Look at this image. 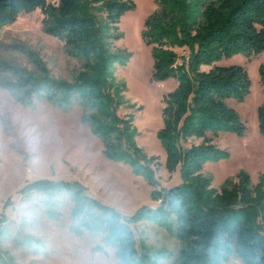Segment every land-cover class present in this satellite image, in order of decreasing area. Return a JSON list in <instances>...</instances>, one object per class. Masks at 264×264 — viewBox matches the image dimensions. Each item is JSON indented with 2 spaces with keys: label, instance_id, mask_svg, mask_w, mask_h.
<instances>
[{
  "label": "trees",
  "instance_id": "obj_1",
  "mask_svg": "<svg viewBox=\"0 0 264 264\" xmlns=\"http://www.w3.org/2000/svg\"><path fill=\"white\" fill-rule=\"evenodd\" d=\"M156 4L141 35L154 61L151 80L177 82L163 95L162 126L156 133L166 152L165 164L140 146L136 113H120L123 108H143L128 101L127 84L118 78V69L133 56L117 43L125 36L122 17L136 9L134 0H0V32L21 14L40 9L44 31L61 40L70 56L83 60L70 81L55 79L34 52L18 45L43 72L21 77L18 85L28 87L26 97L46 96L63 110L79 104L84 123L103 143L104 156L142 176L159 204L141 206L127 216L87 195L78 182L41 181L37 186L46 190L59 185L70 192L74 218L88 229L104 230L121 264H161L171 255L165 247L138 248L131 225L142 221L167 229L181 241L176 264H223L233 253L244 264H264V172L254 183L241 170L221 189L213 187V177L203 172L207 162L231 157L214 137L221 132L246 134V124L227 100L246 99L252 86L249 72L243 65L218 63L237 54L251 58L264 52V0H156ZM259 72L264 86V62ZM258 124L264 136V104L258 108ZM162 166L170 174H180L181 182L162 187L158 178Z\"/></svg>",
  "mask_w": 264,
  "mask_h": 264
},
{
  "label": "rangeland",
  "instance_id": "obj_2",
  "mask_svg": "<svg viewBox=\"0 0 264 264\" xmlns=\"http://www.w3.org/2000/svg\"><path fill=\"white\" fill-rule=\"evenodd\" d=\"M134 1L136 9L122 17L120 28L125 36L117 43L133 56L128 65L118 69V78L127 84L128 101L143 108H123L120 113H136L140 146L165 164L166 152L156 133L162 126L163 95L177 82L174 78L151 80L154 61L141 33L146 17L157 4L156 0ZM18 45L34 52L55 79L70 81L83 62L70 56L61 40L44 31L40 9L21 14L0 32V260L4 264H121L104 230L88 229L81 225L80 218H74L70 192L59 185L44 190L37 184L78 182L87 195L127 216L141 206L159 204L152 199L153 187L142 176L133 174L129 165L104 156L103 143L84 123L79 104L63 110L46 96L26 97L28 87L18 85L21 77H39L43 72ZM178 51L185 53L183 49ZM263 62L264 52L251 58L237 54L218 63L246 67L252 86L243 102L227 100L246 124V134L221 132L214 137V142L231 154L204 167L203 172L213 177L217 189L241 170L247 171L254 183L264 172V136L258 124V108L264 104L259 72ZM158 178L162 187L181 182L180 174H170L165 166ZM131 227L139 249L165 247L171 255L161 264H176L182 243L175 235L150 221ZM223 264L244 262L233 253Z\"/></svg>",
  "mask_w": 264,
  "mask_h": 264
}]
</instances>
